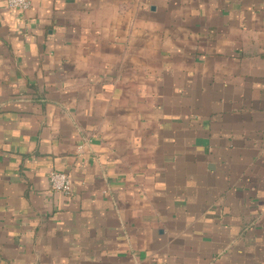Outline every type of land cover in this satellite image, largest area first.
Returning <instances> with one entry per match:
<instances>
[{
    "label": "crops",
    "instance_id": "0c3cea01",
    "mask_svg": "<svg viewBox=\"0 0 264 264\" xmlns=\"http://www.w3.org/2000/svg\"><path fill=\"white\" fill-rule=\"evenodd\" d=\"M30 3L0 0V264H264V0Z\"/></svg>",
    "mask_w": 264,
    "mask_h": 264
},
{
    "label": "built area",
    "instance_id": "2783aa9c",
    "mask_svg": "<svg viewBox=\"0 0 264 264\" xmlns=\"http://www.w3.org/2000/svg\"><path fill=\"white\" fill-rule=\"evenodd\" d=\"M9 8L26 11L29 9L30 0H6ZM51 188L63 194H69L72 188V182L68 174L58 171H53L50 174Z\"/></svg>",
    "mask_w": 264,
    "mask_h": 264
}]
</instances>
